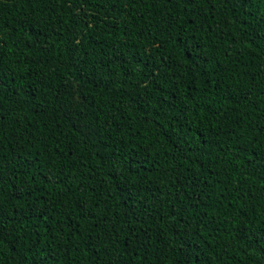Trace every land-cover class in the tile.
<instances>
[{"label":"trees","instance_id":"16d2710c","mask_svg":"<svg viewBox=\"0 0 264 264\" xmlns=\"http://www.w3.org/2000/svg\"><path fill=\"white\" fill-rule=\"evenodd\" d=\"M0 264H264V3L0 0Z\"/></svg>","mask_w":264,"mask_h":264},{"label":"snow or ice","instance_id":"6c2138e0","mask_svg":"<svg viewBox=\"0 0 264 264\" xmlns=\"http://www.w3.org/2000/svg\"><path fill=\"white\" fill-rule=\"evenodd\" d=\"M169 2H171V0H169ZM210 2V0H209ZM232 0H225V3H231ZM262 3H264V0H261ZM238 3L242 6V7H246L249 3H250V0H238ZM3 105L0 104V108H2ZM3 223L4 222H0V241H2V230H3Z\"/></svg>","mask_w":264,"mask_h":264}]
</instances>
